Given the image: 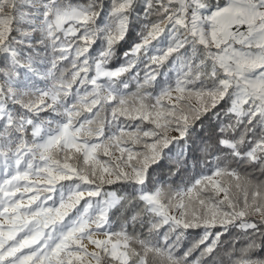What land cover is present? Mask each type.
<instances>
[{
    "label": "snow or ice",
    "instance_id": "obj_1",
    "mask_svg": "<svg viewBox=\"0 0 264 264\" xmlns=\"http://www.w3.org/2000/svg\"><path fill=\"white\" fill-rule=\"evenodd\" d=\"M0 264H264V0H0Z\"/></svg>",
    "mask_w": 264,
    "mask_h": 264
}]
</instances>
